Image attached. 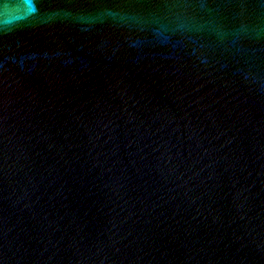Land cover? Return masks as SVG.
Wrapping results in <instances>:
<instances>
[{
	"label": "water",
	"instance_id": "obj_1",
	"mask_svg": "<svg viewBox=\"0 0 264 264\" xmlns=\"http://www.w3.org/2000/svg\"><path fill=\"white\" fill-rule=\"evenodd\" d=\"M0 264H264V0H0Z\"/></svg>",
	"mask_w": 264,
	"mask_h": 264
}]
</instances>
